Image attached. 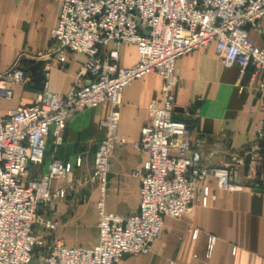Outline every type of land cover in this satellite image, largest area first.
Masks as SVG:
<instances>
[{
    "label": "built area",
    "instance_id": "built-area-1",
    "mask_svg": "<svg viewBox=\"0 0 264 264\" xmlns=\"http://www.w3.org/2000/svg\"><path fill=\"white\" fill-rule=\"evenodd\" d=\"M264 0H62L59 19L50 34L48 49L35 56H19L0 76V97L12 98L8 85L25 86L31 72L21 66L28 58L44 75L56 56L65 71V53H77L86 62L72 89L52 93L42 83L36 101L9 109L0 116V264H31L37 249L44 248L41 264H119L127 256L147 255L163 230L164 219H179L194 205L207 207L214 199L208 176L217 189L234 192L228 166L207 168L201 155L192 150L190 132L176 117L174 90L178 84L177 59L215 43V53L225 67L238 64L242 73L261 77L264 95V47L254 45L249 27L261 32ZM133 45L138 62L119 65V48ZM146 75L162 79V104L151 102L147 120L140 129L135 148L147 156L143 173H137V213L118 218L98 208V242L94 247H66L55 240L45 245L35 225L49 233L55 220L38 215L41 204L64 199L66 188L53 190V181L63 179L71 165L52 161L47 171L25 182L28 166L43 162L49 138L55 147L62 143L66 121L85 110L108 107L100 121L104 139L93 157L87 179L104 193L113 153L125 142L118 133L124 90ZM256 151L264 155V129L256 136ZM248 152L247 155H251ZM81 160H76L80 167ZM214 238L209 240V248Z\"/></svg>",
    "mask_w": 264,
    "mask_h": 264
},
{
    "label": "crops",
    "instance_id": "crops-1",
    "mask_svg": "<svg viewBox=\"0 0 264 264\" xmlns=\"http://www.w3.org/2000/svg\"><path fill=\"white\" fill-rule=\"evenodd\" d=\"M61 1L0 0V76L19 56H35L48 49ZM248 32L254 45L264 47V20L261 32L252 27ZM64 59L65 71L59 70L60 63L54 56L45 80L43 74L40 79L38 70L35 79L31 75L35 81L30 87L8 85L12 98L0 97V116L9 109L34 103L43 80L52 93L70 91L86 57L65 53ZM137 62L135 46L119 48L120 66L131 67ZM174 73L178 79L174 90L176 117L189 129L192 150L201 155V163L207 168L230 167L234 192L228 195L218 190L215 179L208 176L206 183L214 199H209L207 207L194 205L179 219L165 218L150 252L127 256L119 264H264V155L255 150L257 133L264 129L261 77L250 70L243 74L238 64L225 67L215 53V43L177 59ZM161 88V77L146 75L124 90L118 133L125 142L113 153L103 195L100 186L87 179L93 171L94 153L104 139L99 123L108 112L106 106L68 119L61 145L55 147L49 138L42 164L28 166L27 174L31 176L26 174L25 182L43 175L54 160L72 168L51 185L53 190L66 188L67 196L39 206V216L57 223L51 233L35 225L44 246L59 240L66 247H94L98 242L97 205L101 198L107 214L125 218L137 213V173H143L147 156L136 150L135 143L146 123L148 105L162 104ZM77 159L81 160L80 167H76ZM210 238H214L211 248ZM41 251L45 249H37L31 264H41Z\"/></svg>",
    "mask_w": 264,
    "mask_h": 264
},
{
    "label": "rangeland",
    "instance_id": "rangeland-1",
    "mask_svg": "<svg viewBox=\"0 0 264 264\" xmlns=\"http://www.w3.org/2000/svg\"><path fill=\"white\" fill-rule=\"evenodd\" d=\"M21 66L23 67V68H25L26 70H28V71H30L31 72V74L33 75V79H35V75H34V73H36V72H39L38 71V69L35 67V62H33L31 59H28L27 61H25L24 63L22 62L21 63ZM39 75H42V73H40ZM43 79V75H42V77H40V79ZM35 80H31V83L29 84V85H25V86H23L24 88H27V87H30L32 84H33V82H34ZM40 82V81H39ZM39 84V83H38ZM41 84V83H40ZM28 176H31V174H27ZM27 175L25 176V180L24 181H26L27 179H26V177H27ZM75 188H78V184L75 186ZM73 191H75L74 190V188H73ZM67 196V195H66ZM49 236H51V235H48V237ZM44 254H45V251H41L40 252V255H38V257H39V259H40V263H42V259H43V256H44Z\"/></svg>",
    "mask_w": 264,
    "mask_h": 264
},
{
    "label": "water",
    "instance_id": "water-1",
    "mask_svg": "<svg viewBox=\"0 0 264 264\" xmlns=\"http://www.w3.org/2000/svg\"><path fill=\"white\" fill-rule=\"evenodd\" d=\"M41 65H42V64H38V65H36V68H37V67H40Z\"/></svg>",
    "mask_w": 264,
    "mask_h": 264
}]
</instances>
